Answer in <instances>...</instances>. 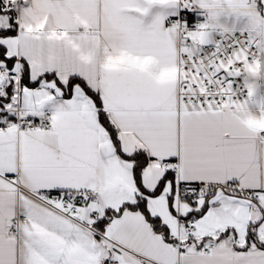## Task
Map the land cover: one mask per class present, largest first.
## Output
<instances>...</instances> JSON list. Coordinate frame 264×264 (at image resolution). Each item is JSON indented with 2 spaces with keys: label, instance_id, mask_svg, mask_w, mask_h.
<instances>
[{
  "label": "snow or ice",
  "instance_id": "6c2138e0",
  "mask_svg": "<svg viewBox=\"0 0 264 264\" xmlns=\"http://www.w3.org/2000/svg\"><path fill=\"white\" fill-rule=\"evenodd\" d=\"M0 264H264V0H0Z\"/></svg>",
  "mask_w": 264,
  "mask_h": 264
}]
</instances>
